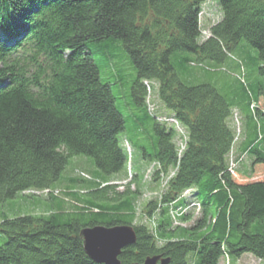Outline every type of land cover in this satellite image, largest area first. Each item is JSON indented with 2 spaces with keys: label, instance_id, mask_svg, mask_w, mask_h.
Returning <instances> with one entry per match:
<instances>
[{
  "label": "trees",
  "instance_id": "trees-1",
  "mask_svg": "<svg viewBox=\"0 0 264 264\" xmlns=\"http://www.w3.org/2000/svg\"><path fill=\"white\" fill-rule=\"evenodd\" d=\"M202 1L0 0V201L48 191L41 213L0 218L6 239L0 264H102L85 254L80 236L94 225L133 228L135 242L121 250L119 264L156 255L167 264H188L189 252L192 264H219L223 256L244 253L264 262V135L257 132L264 122V87L257 85L253 98L243 88L237 149L252 157L237 180L228 163L236 141L227 122L232 104L212 84L181 78L194 60L219 67L240 39L256 49L257 72L264 75V0H217L221 18L198 42ZM114 42L136 70L137 103L148 111L144 81L156 80L160 101L185 131L179 152L176 129L151 118L156 150L144 158L155 167L151 179L164 180L141 209V217L157 213L151 228L136 222L140 190L130 186L136 176L121 191L103 177L126 169L118 140L124 122L88 45ZM74 155L90 157L98 175L62 179ZM191 188L192 196L200 195L199 216L180 211L172 217L183 207L180 195Z\"/></svg>",
  "mask_w": 264,
  "mask_h": 264
},
{
  "label": "rangeland",
  "instance_id": "rangeland-1",
  "mask_svg": "<svg viewBox=\"0 0 264 264\" xmlns=\"http://www.w3.org/2000/svg\"><path fill=\"white\" fill-rule=\"evenodd\" d=\"M198 17L201 30L204 32L209 31L210 26L221 18V11L217 0H203L200 4ZM204 32L202 33L204 34ZM204 39V36L200 35L198 42ZM88 48L93 53V60L98 68L100 82L109 86L115 99L116 109L124 122V129L119 133L118 140L127 154L126 169L103 177L109 179L110 183L118 185L117 190L121 191L130 180L131 175L136 176L133 181L137 183L135 182L130 185L132 190L137 186H139L140 190V195L136 200V222L144 223L148 228H151V221L156 218L157 213H153L152 218H149L146 214L141 217V209L148 200L155 197L157 193L162 190L164 180L159 182L151 179V173L155 167L148 158H144V152L153 154L156 150L155 136L151 130V125L153 123L151 118L168 117L171 116L172 112L160 101L158 96V82L156 80L144 81L147 86L144 101L145 106L146 103L148 104L146 106L148 111L137 103L132 92L134 83L137 80V73L127 52L123 46L120 45V42H114L111 46L99 49L95 48V44L89 43ZM226 56L223 63L214 69L209 68L211 66L209 61H203L201 63L194 60V63H192L189 68L191 69V73L183 74L181 78L188 84H212L219 94L223 96L228 103L232 104L233 107L231 108V114L227 122H229L234 130L236 141L228 156V163L230 169L234 170L232 175L237 180H241V174L246 173L247 170L245 169L249 166L248 164L252 157L251 154H239L237 149L243 126L242 116L244 115V111L242 102L243 98H245L243 88L246 91H250L249 97L253 98V90L257 85L264 87V75L257 72L260 61L256 49L252 48L244 39H240L238 43L226 53ZM234 103L236 104L234 105ZM157 120L167 128L172 127L176 129L177 136L174 142L178 150L182 149L185 131L181 126L178 123H171L172 119L170 118L168 119L170 122ZM257 132L262 136L264 135L263 121L260 123V126L257 127ZM125 142L129 147V151L126 148ZM78 172H83L85 175L79 174ZM95 175H98V173L90 157L85 155H74L67 158L60 177L65 179L66 177L75 176L86 180V176L92 178ZM63 185L64 183L58 186ZM77 188L82 192L86 190L80 187V183H77ZM191 189L185 190L180 195V198L183 199V196ZM55 190L58 191L56 195L62 197L60 188H56ZM47 192L48 191L45 189L38 194V197H24L18 195L11 199L0 201V218L3 216L13 217L18 214L41 213L45 210L47 204L42 200L47 198L45 194ZM27 193L30 192L25 191V194ZM33 193L37 194L36 192ZM193 197L199 199L200 195ZM182 201V213H192V219L199 216V214L195 213L194 208L191 207L196 206L198 209L199 206L196 204L198 200L189 202L183 199ZM175 225L186 226L188 223L177 221ZM5 240V236L0 234V245H2ZM194 259V254L189 252L186 256L187 263L192 264V260ZM219 264H264V262L253 257L249 253H244L237 259L232 255H229L228 258L223 256Z\"/></svg>",
  "mask_w": 264,
  "mask_h": 264
},
{
  "label": "water",
  "instance_id": "water-1",
  "mask_svg": "<svg viewBox=\"0 0 264 264\" xmlns=\"http://www.w3.org/2000/svg\"><path fill=\"white\" fill-rule=\"evenodd\" d=\"M83 250L93 261L102 264H119L121 250L135 242L136 236L129 225H94L80 230ZM168 258L159 255L146 257L141 263L167 264Z\"/></svg>",
  "mask_w": 264,
  "mask_h": 264
},
{
  "label": "crops",
  "instance_id": "crops-1",
  "mask_svg": "<svg viewBox=\"0 0 264 264\" xmlns=\"http://www.w3.org/2000/svg\"><path fill=\"white\" fill-rule=\"evenodd\" d=\"M171 116H172V113H171ZM171 116H168V117H171ZM242 137V136H241ZM240 139H242V138H240ZM239 153V152H238ZM248 168H249V166L245 169V170H247L248 171ZM246 171V172H247ZM116 178V177H115ZM115 178H113V179H115ZM195 200H197L196 198H194Z\"/></svg>",
  "mask_w": 264,
  "mask_h": 264
}]
</instances>
